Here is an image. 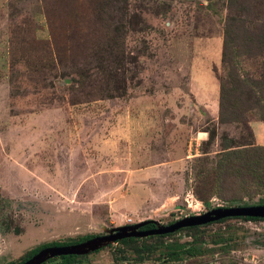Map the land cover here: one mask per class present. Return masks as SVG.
Masks as SVG:
<instances>
[{"label":"rangeland","instance_id":"rangeland-1","mask_svg":"<svg viewBox=\"0 0 264 264\" xmlns=\"http://www.w3.org/2000/svg\"><path fill=\"white\" fill-rule=\"evenodd\" d=\"M224 2L209 10L197 0H127L94 15L85 13L83 0H0V197L21 230L0 234V264L40 243L148 220L168 225L234 204L212 197L207 209L193 196L191 169L210 131V158L222 134H245L218 124ZM109 16L113 24L130 23L127 94L90 101L85 90L70 88L75 74L60 75L90 61L73 43L79 28L99 33ZM250 128L264 146V122L252 120ZM219 230L231 239L225 249L208 236ZM204 232V255L140 264H264L263 222L228 220ZM175 238L191 241L186 232ZM111 254L107 247L90 264H138Z\"/></svg>","mask_w":264,"mask_h":264},{"label":"trees","instance_id":"trees-1","mask_svg":"<svg viewBox=\"0 0 264 264\" xmlns=\"http://www.w3.org/2000/svg\"><path fill=\"white\" fill-rule=\"evenodd\" d=\"M80 10L91 11L99 15L108 9L125 6L127 0H83ZM160 5H169L177 0H153ZM206 2V8L213 6L215 0H197ZM208 5V6H207ZM80 7V6H79ZM226 12L223 25V45L221 52L222 74H217L219 81L218 124L221 126L236 125L244 131L239 139L222 134L220 151L210 158L204 152L216 136L215 131L209 132L208 143L203 146V155L193 160L192 175L194 180L193 196L208 205L212 197L225 202H241L259 198L256 205L264 204V146L256 145L250 128L252 120L264 122V0H225ZM78 9V8H77ZM78 9V10H79ZM210 10V9H209ZM83 14V16L85 15ZM83 16L81 23L84 25ZM138 15L130 17L134 22ZM103 29L95 32L89 28L80 31L73 43L79 44L83 56L90 61L79 71L78 65L72 64L68 72L61 73V79L71 77L70 88L77 85L79 93L85 90L90 101L107 97H124L127 94L126 72L124 59L126 54L130 23H115L113 17L102 19ZM55 38V35L53 36ZM71 44V43H70ZM88 48V50H86ZM72 50V47L65 48ZM71 53V52H70ZM71 55H73L71 53ZM82 56V57H83ZM245 64H251L254 71ZM45 69V66L42 65ZM47 70V69H46ZM86 85V86H85ZM89 88V91L85 88ZM85 95V94H84ZM208 150V149H207ZM7 200L0 197V234L21 233L18 223L12 218ZM234 220L254 221L258 218H234ZM227 219L218 221L225 223ZM155 221H149L141 230L156 227ZM208 226L181 229L175 233L150 236L146 238H128L115 243L112 250L114 261L122 263L127 256L135 263H144L158 259L169 263L184 261V257L196 258L204 255L209 246L203 245L204 229ZM230 228V226H228ZM181 232L189 234L191 241L180 242L176 235ZM225 231L219 230L212 235L211 243H221L222 249L228 246L230 237H224ZM232 235V233H231ZM96 235L68 237L37 244L6 264H21L38 253L41 249L51 246L77 244ZM105 248L85 256H61L44 264H90V256L99 254ZM86 262V263H85Z\"/></svg>","mask_w":264,"mask_h":264},{"label":"water","instance_id":"water-1","mask_svg":"<svg viewBox=\"0 0 264 264\" xmlns=\"http://www.w3.org/2000/svg\"><path fill=\"white\" fill-rule=\"evenodd\" d=\"M241 205L243 204L235 203L228 208H216L203 214L186 216L168 225H160L155 222L156 227L146 231L141 230V228L151 220L111 228L106 230L102 236H95L77 244L43 248L21 264H44L51 259L61 256H85L107 248L109 245L115 244L123 239L161 236L175 233L181 229L200 227L228 218L244 217L264 219V205Z\"/></svg>","mask_w":264,"mask_h":264},{"label":"flooded vegetation","instance_id":"flooded-vegetation-1","mask_svg":"<svg viewBox=\"0 0 264 264\" xmlns=\"http://www.w3.org/2000/svg\"><path fill=\"white\" fill-rule=\"evenodd\" d=\"M230 203H239V202H230ZM234 204H232V205H227V206H223V207H218V208H228V207H231V206H233ZM254 205H256V204H254ZM261 205H264V204H261ZM207 209H208V207H210L209 206V204L208 205H204ZM241 206H248V205H241ZM212 209H216V208H209V210H206L205 212H207V211H210V210H212ZM204 212V213H205ZM199 215V214H198ZM191 216H193V215H191ZM235 218H244V217H235ZM259 219V218H258ZM179 220V219H178ZM228 220H234V218H228L227 219V221ZM177 221V220H176ZM176 221H173V222H171V223H174V222H176ZM256 222H263L264 223V219H261V220H257ZM171 223H169V224H171ZM218 222H215L214 224H217ZM212 224V223H211ZM211 224H208V225H211ZM100 236H102V235H100ZM261 245H264V240L260 243ZM218 245H222L221 243H218L217 244V246Z\"/></svg>","mask_w":264,"mask_h":264}]
</instances>
